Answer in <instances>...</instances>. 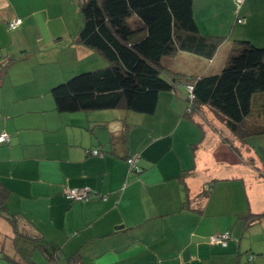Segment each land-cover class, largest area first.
I'll return each mask as SVG.
<instances>
[{"label":"crops","instance_id":"0c3cea01","mask_svg":"<svg viewBox=\"0 0 264 264\" xmlns=\"http://www.w3.org/2000/svg\"><path fill=\"white\" fill-rule=\"evenodd\" d=\"M193 16L202 35L226 39L210 61L171 49L163 64L173 72L219 73L233 41L264 47V0H193ZM15 19L21 24L11 30ZM122 24L142 32L132 16ZM81 25L77 0H0V56L14 59L0 88V133L10 137L0 144V182L22 233L86 264H264V219L245 227L242 218L264 212V136L250 139L252 151L207 108L185 119L181 87L161 93L152 115L58 113L56 81L106 66L74 42ZM124 123L126 139L111 144ZM84 187L89 201L67 199L65 190ZM219 233L230 236L224 247L208 240ZM27 242L0 218V264H9L2 255L32 263Z\"/></svg>","mask_w":264,"mask_h":264},{"label":"trees","instance_id":"16d2710c","mask_svg":"<svg viewBox=\"0 0 264 264\" xmlns=\"http://www.w3.org/2000/svg\"><path fill=\"white\" fill-rule=\"evenodd\" d=\"M77 8L82 25L73 40L101 56L106 66L80 73L52 87L50 95L58 113L125 110L152 115L161 93H174L181 87L185 90V119L192 122V115L207 108L237 142L253 151L250 139L264 136V122L261 121L264 100L256 96L264 97V47H256L249 41H233L228 61L219 73L203 76L176 73L163 64L171 49L210 61L226 39L200 33L193 16V0H77ZM129 16L138 21L142 32L131 31L128 24H122ZM120 25L131 32L124 33ZM13 61V58L0 56V88ZM189 86L192 87L190 93ZM124 125L119 135L112 136L111 144L124 142L129 130L128 124ZM226 142L233 151L236 150L231 142ZM94 151L97 155H93ZM86 154L100 156L97 150ZM130 158L134 157H128L126 162ZM253 161L254 158L249 157L245 162L255 168ZM129 169L136 170V164ZM209 186L199 195L207 197ZM9 196V189L0 182V218L9 223L14 234L35 243L41 250L52 244L42 237L33 238L22 233L17 215L7 211ZM92 196L89 189L85 199L66 197L71 201H89ZM242 218L245 227H249L263 220L264 212ZM221 234L225 233L215 235ZM38 242L44 244L40 246ZM60 256L66 264H86L77 252L65 256L56 246L53 257L57 263ZM2 258L9 264H20L6 255Z\"/></svg>","mask_w":264,"mask_h":264},{"label":"built area","instance_id":"2783aa9c","mask_svg":"<svg viewBox=\"0 0 264 264\" xmlns=\"http://www.w3.org/2000/svg\"><path fill=\"white\" fill-rule=\"evenodd\" d=\"M235 1H236L237 5H240L243 0H235ZM238 22L240 23L241 21H238ZM20 24H21V21L19 19H15V20L8 23V28L12 30V29H15L16 27H18ZM187 90L190 93L192 91V87H190V86L187 87ZM8 140H9V137L6 133L0 134V144L7 142ZM93 155H97V152L94 151ZM127 163H128L130 168L134 167L135 163H136V158L134 157V158L128 159ZM88 192H89L88 188H82V189L73 188V189L65 190L66 196L69 199H73V200H81V199L87 198ZM228 239H229V235L227 233H225V234H221V235L211 236L209 241H210V243L215 244V245L225 246Z\"/></svg>","mask_w":264,"mask_h":264},{"label":"rangeland","instance_id":"374dc122","mask_svg":"<svg viewBox=\"0 0 264 264\" xmlns=\"http://www.w3.org/2000/svg\"><path fill=\"white\" fill-rule=\"evenodd\" d=\"M83 72H87V71H84V70L80 71L76 75H78L80 73H83ZM76 75H72L71 77H69L68 79H65V80L67 81V80H69L70 78H72V77H74ZM64 81L58 80V81H56L54 86H56L58 84H61ZM108 111H112V110H108ZM115 111H117V110H115ZM247 166L252 169V166H250L248 163H247ZM27 243L28 244H26V247H25V250L23 251L24 252L23 254L26 255V256H29V254L33 255L34 257L31 259L32 263H34V264H66L63 261H60L59 263L54 261L53 255H54V248H56V246H54L53 244L45 245L46 247H43L42 250H41V249L36 248V244L35 243L34 244H32L30 242H27ZM43 244H44L43 242H38L37 245L41 246Z\"/></svg>","mask_w":264,"mask_h":264}]
</instances>
